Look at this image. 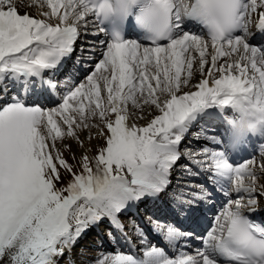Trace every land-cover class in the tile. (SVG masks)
<instances>
[{"label":"snow or ice","instance_id":"1","mask_svg":"<svg viewBox=\"0 0 264 264\" xmlns=\"http://www.w3.org/2000/svg\"><path fill=\"white\" fill-rule=\"evenodd\" d=\"M46 3L51 11L34 18L18 14L15 0H0V264H59L93 229L104 225L109 235L122 230L121 217L149 200H163L167 213L164 222L155 213L146 217L149 225L170 244L190 238L194 233L172 219L197 222V205L210 204L217 188L226 203L200 237L195 256L170 259L152 247L144 260L103 254L96 264H264V223L251 218L264 211V184L259 183L264 160L230 162L228 150L244 143L238 133L225 150H214L208 145L218 148L222 141L217 136L207 135L203 126L192 132L201 120L215 119L217 109L264 114V45L253 46L250 28L264 0H239L232 28L212 38L211 53L201 36L184 27L186 18L199 15L201 0L183 11L171 0ZM137 3V22L165 39L138 42L108 27L126 18ZM89 14L107 25L99 32L110 41H100L106 46L102 58L82 82L71 81L65 91L60 73L66 59L82 35L95 34L87 31ZM255 26L264 32V10ZM85 51L92 49L81 47ZM209 56L211 86L209 78H202L198 90L183 91L194 62L204 75ZM145 106H155L159 114L138 126L134 120L141 117L135 110ZM82 128L95 130L105 143L96 154L80 157L82 171L76 173L57 142L70 138L84 146ZM190 132L193 140L208 143L181 151ZM62 146L71 151L70 144ZM177 165L189 177L208 173L207 184L169 192ZM60 169L69 174L63 188L56 187ZM232 192L243 195L232 199Z\"/></svg>","mask_w":264,"mask_h":264},{"label":"bare ground","instance_id":"2","mask_svg":"<svg viewBox=\"0 0 264 264\" xmlns=\"http://www.w3.org/2000/svg\"><path fill=\"white\" fill-rule=\"evenodd\" d=\"M39 1L37 2V5H38L37 6V8H38V11H37L38 12V15H37V17L38 18H44L43 17V12H45V10L43 9L44 8L43 5ZM262 10H264V9H259L258 10V13H259V11H262ZM62 11H63V9L61 10V12ZM49 12H50V8H49ZM258 13H257L256 16H252V19H253V21H255V23L250 24L251 26L256 25V23H258ZM88 19H89L90 24H91V26L89 28H95V26H96V28L94 30H91V29L88 28L87 31L89 33H95L96 36L98 37V39H97L98 41L92 40L91 39L92 36L90 38H88L89 35H86V36L85 35H82L79 38V41L82 40L83 42H90V43L91 42H94L95 44H98L99 45L98 49H101V51H102L103 48H104V51H105L106 50V46H101L100 41L101 40L106 41V39H109L110 40V37L107 38L108 36L106 35L105 32H99V28L100 27H104L105 25L104 26L103 25H101V26L97 25L96 22H95V20H96L95 16H93L91 14H89ZM184 27H185V30L190 31V33L193 34V31H194V27L195 26L193 27V25L191 24V22H189L188 20H186ZM105 28L107 29V26H105ZM254 28L257 29L256 26ZM197 30H199V29H197ZM255 31L256 30H254V29L251 30V35L252 36H254ZM260 34H262V33L260 32ZM137 36H139L141 38L140 35H137ZM256 37H258V36H256ZM201 38L204 41L207 42V44H208L207 51L209 53H211L212 52L211 40L208 39L207 37H201ZM126 39H129V38L126 37ZM260 45H263V43L260 44ZM81 47H83L85 49L91 48L92 50H94V47L93 46H90V45H78V46L75 47L74 54L68 60L65 61L64 68H63V72L66 71L67 75L70 76V77H73V74L74 73L81 72V71L84 70V67H85L86 64L82 63V61H79L78 62L79 64L77 65V60H83L82 57L84 55H89V56H91L93 58V56L95 54V53H93L92 55H90L87 52H83V53L80 52V53H78L79 52L78 50H79V48L81 50ZM193 55L198 58V55L199 54L198 53H193ZM73 56L75 57V60H74L75 62L73 64H71V62H69V61H72L73 60L72 59ZM223 59L224 58H221V60H223ZM71 67H72L73 70L70 69ZM206 67L207 68L210 67V59H209V65L206 64ZM184 74H186V73H182V75H184ZM197 75H201L202 76L201 79L202 78H209L210 79V85L209 86H211V77H209L207 75V72L204 75H202L199 72V70H198L197 64L194 62L193 76L191 78V82H190L189 86L184 87L183 91L198 90L195 87L197 85V83H198V80H197V83H194V81H192V80H194V76H197ZM196 78H198V77H196ZM69 82H70V80H68V79H64V81L61 80V87L64 88L65 91L67 90V88L65 87V85L68 84ZM186 89H188V90H186ZM42 102H44V101H42ZM226 109L232 110L231 108H226ZM130 110H131V108H130ZM135 112L137 113V115L139 117H141L139 119H135L134 120V122L138 126L145 125L147 122L150 121L151 118H154L155 115L159 114V111H158V109L155 108V106H151V107L145 106V108H143V109H136ZM223 112H221L219 109H217L216 112H215V116H216L215 119H213V120H211V121H209L207 123H205L204 120H201L199 122V124H198V128H193L192 129V132H195L197 129H199L201 126H203V127H206L209 130L207 132V135H209V136H212V135L217 136L222 141L221 145L218 148L217 147H212L211 144L208 145L209 147L213 148L214 150H222L223 146H226L227 145V142H228V140L226 139V136H225V133H226L227 129H225L224 133L221 134V135L220 134H217V132H216L217 130H220V129H218V126L220 124L224 123L225 126H226V123H225L224 118H221V116L223 117V115H224V114H222ZM79 130H83V128L82 129H79ZM192 132H190L188 134V137L181 144V147H180L181 151H183L187 147L197 148V147H199V145H201V143L203 141H206L204 139H200L199 141L193 140L192 139ZM258 136L259 135H249L248 138H247V140L244 141V143H242L240 145V148L243 149V150L244 149H248L250 151L252 149H255V146L257 145L256 141H257ZM89 137H90V135L88 136V138H87V140L85 142V147H87V144H92L93 141H94V138L92 136H91V139ZM69 142H71V144H76V142L73 141V140H69ZM230 151L231 150H228V152H230ZM258 153H259V157L261 158V156H263L262 151L259 150ZM235 157H238V155H235ZM200 159H203V157H200ZM257 161H259L257 163H260V159L257 160ZM180 163L183 164V163H185V161H181ZM175 172H176V178H178V179L172 178V183L173 182H175V183L172 184V186L169 188V190H168L169 192H180L182 190H186L184 188L185 185H187L189 183L195 185L196 180L200 177V176H198V177H189L185 172H183L180 169L179 165H177L175 167ZM172 174H173V172H172ZM205 174H206L205 175L206 180H208L209 179V174L208 173H205ZM262 178H264V176H260L259 177V183L260 184H264V180H261ZM200 180H202V179H199V181L197 182V184H200L201 183ZM232 193H235V192H232ZM232 193H231V195H232ZM238 195H243V194L241 193V194H238ZM213 197H214V190H213ZM237 197L238 196L231 197V198L232 199H236ZM157 204L159 205V211H158V208H157ZM197 206H198L199 211H198V213L196 215L198 217V220H201V221L198 222V223H194V226H198L199 228H203V225H201V222H203V221L205 222V218L209 215V210H207L205 212V215H204V210L203 209L204 208H206V209H208V208L215 209L216 202L213 201V199H212V201H211L210 204H199ZM160 209H163L162 211L166 212L165 211V206H164V201L163 200H161L159 202H155V203L153 201L149 200V201H147L145 203H141V204H139V205H137L135 207H132L130 209V211H129L130 213L125 214L127 216L129 215V217H130V219L128 220L129 222H127L125 224V226L129 229L128 233L130 235H128V238H132V241H131L132 244H129V239L128 238H126V240H123L122 238L117 239L116 237L114 238V241L116 243V244L114 243L115 245L113 243H111V242L106 243L105 242V238L106 237H104L103 235L101 236L102 233H100V235H99V240H100L99 241V244L100 245H99L98 249H94V252H92L93 256L92 257H89L88 259H85V260L84 259H80L78 261V259H76L77 264H96V258L98 256H102L103 254L115 255V253L114 254L111 253L112 251H114V252L117 251L116 254H131L132 253V254H134V257L137 258L138 260H144L145 259V253L147 251H149L152 247L161 248L169 258H170V254H168L169 252H171L172 253L171 255H174L175 258L180 257L181 254L184 251H186V250H183V247L181 246L182 243H185L186 245H189L191 243V237L185 239L186 242H183L184 239H181L178 242H175V243H171L170 244L164 238L163 234L160 233V232H158V231H156V229L154 231L153 230L154 229V226L149 225L147 223V220L144 218V217L152 216L154 213L156 215H160V213H161V210ZM201 213L203 214L202 217H201ZM256 213H259V214L262 213V214H264V211H257ZM183 219H184V217H182V216H176L175 218L172 219V221H174V223H176L177 221H179L181 223V222H184ZM162 222H164V219H162ZM134 226H136V227H134ZM101 227H102V225L99 228H95V229H98V232H99V229H101ZM147 230L148 231L150 230L152 232V235L151 234L149 235V232L150 231L148 232ZM182 230L183 231H187V232H191V230H189V229H182ZM122 231H123V229L122 230H119V231H115L113 234L118 233V238H119V236H121L120 234H121ZM108 232H109V230L106 229V231L104 232V234L107 235V236H110L108 234ZM141 232H143V236H141ZM157 237L159 238V241L156 239ZM150 238H152V240L156 241L157 245L153 244L148 249H146L145 248L146 241H149ZM195 239L196 238H194V240H193V238H192V241H195ZM196 243H198V245H199L198 248H195L196 250L202 247V243L200 241H198V242L196 241ZM133 246H135L136 248L133 247ZM111 247L114 250L111 249ZM74 250H76V251H74ZM77 251H78V249L73 248L72 249V252H70V254L72 256L79 257V254H77ZM195 252L193 254L194 256L196 255Z\"/></svg>","mask_w":264,"mask_h":264},{"label":"rangeland","instance_id":"3","mask_svg":"<svg viewBox=\"0 0 264 264\" xmlns=\"http://www.w3.org/2000/svg\"><path fill=\"white\" fill-rule=\"evenodd\" d=\"M38 1L39 0H15V6L17 7L18 14H20V15L29 14V15L34 16V18H38L37 17V15H38V12H37L38 11L37 2ZM39 2H41V4L43 5V7H44L43 9L45 11H49V8H48L47 3H46L45 0H40ZM246 2H249V0H246ZM258 10H259V8L257 9V13H258ZM257 13L253 14V16H256ZM95 28H96V26H95ZM95 28H89V29L94 30ZM250 28L252 30L253 27L250 25ZM237 34H239V33H237ZM194 35H196V34H194ZM91 36H92V38H91L92 40L98 41L97 40L98 37L96 36V34H89L88 38H90ZM129 39H134V38H129ZM106 42H109V40L106 39ZM251 42H252L253 46H258V47L259 46H262L260 44L263 43V45H264V37H261V38L255 37V39H252ZM78 45H90V46H93L94 47V50H92L91 52H88V51H85V52H87L90 55H92L93 53H95V54H94L93 58L91 56H89V55H84L83 57L81 56L83 58V60H77V65L79 64L78 63L79 61H82V63H84L86 65H85L83 71L74 73L73 74V77L68 76L67 73H66V71H64V72L62 71L60 73V79L61 80H63V81H64V79L70 80V78H71L70 82L71 81H74L76 84H78L79 82H82L85 79L86 74H90V71L89 70L90 69H93L94 63L95 62H98V59L99 58H102L100 54H101L102 51H104V48H103L102 51H101V49H98L99 45L98 44H95L94 42H91L90 43V42H83L82 40L81 41L78 40L76 42V44H75V47L78 46ZM78 51H79L78 53L81 52L80 48H79ZM72 59H71L72 61H69V62H71V64H73L75 62L74 61L75 60V57L73 56ZM209 59H210V56L208 57V60ZM67 60H68V58H67ZM221 61H223V60H221ZM208 65H209V63H208ZM70 69H72V67ZM206 72H207V67L205 66V73ZM196 77H198V78H196ZM201 77H202L201 75L194 76V80H192V81H194V83H197V80L199 81L201 79ZM186 90H188V89H186ZM55 98L58 99L59 96H57ZM42 103L45 104L46 106L48 104V102L46 100L44 102H42ZM223 113H224V115H223L224 116V120H227L232 115L233 111L231 112L228 109H225ZM196 128H198V125L196 126ZM79 134H80V138L83 141H85V142H86V140H87V138H88L89 135L92 136L94 138L93 143L92 144H87V147H85V145L84 146H78L77 144H71V142H69V140H71V139H69V138H65V140L63 142H61V141H58L57 142L58 147H60V150L64 154V158L73 167V170L76 173H79V172L82 171V167L80 165V157L82 155H86V154H96L98 152V150H99L100 145H102V144L105 143V141L96 138L95 130H91L90 131L89 129H83V130H79ZM259 141L261 142L260 144L264 143V135L263 136H260ZM63 143L70 144L71 145V151H69L67 148H64L62 146ZM207 143L208 142L203 141L201 143V145H205ZM201 145H199V146H201ZM213 147H217V146H213ZM257 154L258 153H257V150L255 148L253 151L250 152L249 155H246L240 161H235L233 163L234 164L235 163H241V162H243L244 160H247V159H255L256 161L260 159V162L262 160H264V153H263V156H261V158L259 156H257ZM181 161H183V160H181ZM257 162H259V161H257ZM257 164H259V163H257ZM60 171H61L62 180L56 182V187L57 188H63L66 185V183L68 182V180H69V174L67 173V171L65 169H60ZM173 174H174L175 177L172 175V178L178 179V178H176L175 168L173 169ZM202 175L205 176L206 174L204 173ZM199 179H200V177L196 180L195 185H198L197 182L199 181ZM261 180H264V178H262ZM174 183L175 182H173L172 184H174ZM189 184H191V183H189ZM236 194H233L231 196L234 197V196H236ZM225 203H226V198H224L221 201L220 207L215 212H212L211 215L209 216V219H211V221L209 222L208 229L211 227V224L214 222V221H212V220H214V215H215L214 213L219 212L221 210V207ZM160 210H161V212H164V211H162L163 209H160ZM128 213H130V212H128ZM144 218L146 219V217H144ZM121 219L123 220V223H124V226H125V224L127 222H129L128 220L130 219V217H129V215L128 216L127 215H124V217L122 216ZM106 229L107 228H105L104 225H102L101 229H99V232H98V229H93L91 232L88 233V235L84 239H82V240L79 241V244H77L74 247V248L78 249L77 254H79V257L72 256L69 253V254L65 255L63 259H60L59 260V264H72L73 261L75 262V264H77L76 259H78V261H79L80 259H84L85 260V259H88L89 257H92L93 256L92 252H94V249H98V247L100 245L99 244V241H100L99 240V235H100V233H102L101 236L103 235L104 237H106L105 238V242L106 243L111 242V243L114 244L115 243L114 238L116 237L117 239H119L118 238V233H115V234H112L110 236H107V235L104 234V232L106 231ZM126 230H129V229L125 226L123 228V231L120 234L121 235V238L123 240H126V238H128V236L126 237L125 236V233H124V231H126ZM153 230L155 231V228ZM131 241H132V238L129 240V244H132ZM152 245H153V242H151V240L150 241H146L145 248L148 249ZM111 249H113V248L111 247ZM74 251H76V250H74ZM194 251H195L194 249L189 248V249H186V251H184L182 254L193 255L194 254ZM71 252H72V250H71ZM116 252L112 251L111 253L112 254H114V253L116 254ZM171 254H170V258L171 259H175V256L174 255H171ZM132 255H134V254H132Z\"/></svg>","mask_w":264,"mask_h":264},{"label":"clouds","instance_id":"4","mask_svg":"<svg viewBox=\"0 0 264 264\" xmlns=\"http://www.w3.org/2000/svg\"><path fill=\"white\" fill-rule=\"evenodd\" d=\"M143 0H140L142 3ZM172 3L179 5L181 10L187 8L191 9L192 5L197 3V0H171ZM140 3L131 6V11L128 16H131L135 22ZM239 0H201L199 15L186 18L194 23L201 25L203 31L212 40L213 37L222 38L227 35L232 28V13L238 11ZM127 16V17H128ZM127 17L123 19L126 24ZM137 26L141 28L143 37L147 40L165 39L166 35H157L155 32L149 31L143 28L140 23L137 22ZM123 35L122 30L120 31ZM235 122V123H231ZM244 122V126L240 127L241 123ZM226 123V139L229 140L234 134H239L243 141H246L249 135H262L264 134V114L255 113L249 111L244 113L239 109H234L232 115L225 122ZM248 124L253 127H248Z\"/></svg>","mask_w":264,"mask_h":264}]
</instances>
